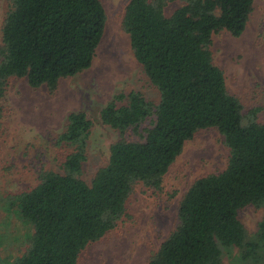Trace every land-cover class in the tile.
Returning a JSON list of instances; mask_svg holds the SVG:
<instances>
[{"label":"trees","instance_id":"1","mask_svg":"<svg viewBox=\"0 0 264 264\" xmlns=\"http://www.w3.org/2000/svg\"><path fill=\"white\" fill-rule=\"evenodd\" d=\"M130 0L123 18L136 60L160 93L158 105L140 93L118 94L101 120L119 132L106 166L91 183L83 178L92 121L68 116L59 142L73 148L62 172L42 170L36 187L11 201L34 228L15 264H79L83 251L115 230L136 184L162 191L165 176L185 145L215 129L229 149L227 167L197 179L185 194L178 224L148 264H264V222L249 235L239 211L264 205V123L245 117L213 54L214 35L241 36L254 0ZM0 47V118L12 79L34 89H58L63 79L90 69L102 43L107 13L101 0H11ZM154 118L150 128L141 126ZM134 131L138 141L125 138Z\"/></svg>","mask_w":264,"mask_h":264},{"label":"rangeland","instance_id":"2","mask_svg":"<svg viewBox=\"0 0 264 264\" xmlns=\"http://www.w3.org/2000/svg\"><path fill=\"white\" fill-rule=\"evenodd\" d=\"M130 0H101L107 13L102 43L90 69L63 79L58 89L31 88L25 79H12L0 118V264H15L29 249L34 228L13 210L11 201L37 186L42 170L62 172L73 148L60 143L71 113L84 112L93 123L88 138L87 161L82 178L91 183L106 166L111 146L119 132L105 125L101 112L118 94L140 93L154 105L160 101L158 89L136 60L129 35L122 23ZM181 0H170V16ZM11 0H0V47L2 29ZM216 65L225 74L229 92L243 105L245 117L256 116L264 123V0H254V10L245 32L235 37L222 31L214 35ZM154 118L140 128H150ZM125 138L138 141L129 131ZM229 149L215 129L198 132L165 176L162 191L142 183L134 186L126 214L119 226L101 241L82 252L79 264H148L152 256L178 224L180 204L199 178L223 171ZM239 219L249 235L264 222V205L239 211ZM223 264H234L239 249L225 251Z\"/></svg>","mask_w":264,"mask_h":264}]
</instances>
